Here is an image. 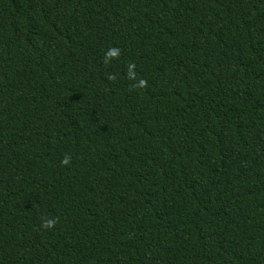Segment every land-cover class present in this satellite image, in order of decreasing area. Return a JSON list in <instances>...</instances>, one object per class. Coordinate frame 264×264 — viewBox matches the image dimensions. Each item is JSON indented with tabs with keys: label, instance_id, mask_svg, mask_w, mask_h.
Returning <instances> with one entry per match:
<instances>
[{
	"label": "trees",
	"instance_id": "obj_1",
	"mask_svg": "<svg viewBox=\"0 0 264 264\" xmlns=\"http://www.w3.org/2000/svg\"><path fill=\"white\" fill-rule=\"evenodd\" d=\"M0 264H264V0H0Z\"/></svg>",
	"mask_w": 264,
	"mask_h": 264
},
{
	"label": "clouds",
	"instance_id": "obj_2",
	"mask_svg": "<svg viewBox=\"0 0 264 264\" xmlns=\"http://www.w3.org/2000/svg\"><path fill=\"white\" fill-rule=\"evenodd\" d=\"M55 224V219L53 218H42L41 227L43 228H51Z\"/></svg>",
	"mask_w": 264,
	"mask_h": 264
}]
</instances>
